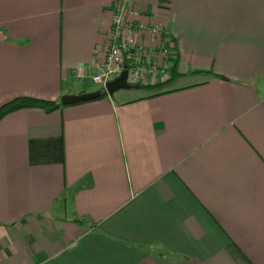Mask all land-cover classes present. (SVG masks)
Wrapping results in <instances>:
<instances>
[{
    "label": "crops",
    "instance_id": "crops-1",
    "mask_svg": "<svg viewBox=\"0 0 264 264\" xmlns=\"http://www.w3.org/2000/svg\"><path fill=\"white\" fill-rule=\"evenodd\" d=\"M117 1L183 80L0 121V264H264V0H0V107L98 91Z\"/></svg>",
    "mask_w": 264,
    "mask_h": 264
},
{
    "label": "built area",
    "instance_id": "built-area-1",
    "mask_svg": "<svg viewBox=\"0 0 264 264\" xmlns=\"http://www.w3.org/2000/svg\"><path fill=\"white\" fill-rule=\"evenodd\" d=\"M111 9V31L104 47L99 50L102 62L96 63L98 72L90 75L92 82L106 88L107 83L119 77L125 67L128 70V83L132 85L168 81L172 70L171 59L176 53L170 36L155 23L142 24L139 29L133 30L130 17L139 14L134 6L127 7L123 1H117ZM147 37L151 38V43L147 42ZM76 74L84 79L89 76L90 70L78 65Z\"/></svg>",
    "mask_w": 264,
    "mask_h": 264
},
{
    "label": "trees",
    "instance_id": "trees-1",
    "mask_svg": "<svg viewBox=\"0 0 264 264\" xmlns=\"http://www.w3.org/2000/svg\"><path fill=\"white\" fill-rule=\"evenodd\" d=\"M170 39H171L172 44L174 45L173 48L176 53L171 59L172 72L170 74L169 80L164 83L140 85L141 89H144L146 91L156 92L160 89H164L168 84H170L172 81L175 80V78L179 76V73L177 72V68L179 65V56L177 52V46H176L175 40L172 37H170ZM105 95L106 94L103 93L102 96H100L96 100L101 99ZM62 107L63 105L61 104V101L56 102V101H48V100H43V99L31 98V97H19V98L13 99L12 101L0 107V121L6 116H8L9 114L20 111V110H24V109L36 108V109H42L46 113H53L61 109Z\"/></svg>",
    "mask_w": 264,
    "mask_h": 264
},
{
    "label": "water",
    "instance_id": "water-1",
    "mask_svg": "<svg viewBox=\"0 0 264 264\" xmlns=\"http://www.w3.org/2000/svg\"><path fill=\"white\" fill-rule=\"evenodd\" d=\"M139 88L140 85H132L128 83V70L127 67H125L124 71L121 73L119 77L107 83L105 91L98 90L96 92L85 93L80 95H64L61 98V104L63 106L76 105V104L96 100L97 98L102 96L103 93H107L110 96H113L116 92L120 90H132Z\"/></svg>",
    "mask_w": 264,
    "mask_h": 264
},
{
    "label": "rangeland",
    "instance_id": "rangeland-1",
    "mask_svg": "<svg viewBox=\"0 0 264 264\" xmlns=\"http://www.w3.org/2000/svg\"><path fill=\"white\" fill-rule=\"evenodd\" d=\"M178 79V77L174 80V83L176 84V83H179V82H181L182 80H180V81H178V82H175L176 80ZM190 78H187V80H189ZM165 81H167V80H165ZM75 87H77L76 85H75ZM95 88V90H101V87H99V86H96V87H94ZM133 94L135 93H137V92H132Z\"/></svg>",
    "mask_w": 264,
    "mask_h": 264
}]
</instances>
